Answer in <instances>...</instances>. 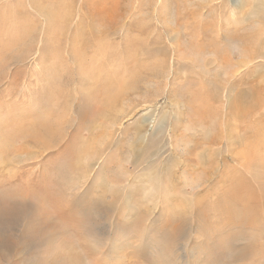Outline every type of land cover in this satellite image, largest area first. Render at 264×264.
Listing matches in <instances>:
<instances>
[{
	"label": "rangeland",
	"instance_id": "374dc122",
	"mask_svg": "<svg viewBox=\"0 0 264 264\" xmlns=\"http://www.w3.org/2000/svg\"><path fill=\"white\" fill-rule=\"evenodd\" d=\"M0 264H264V0H0Z\"/></svg>",
	"mask_w": 264,
	"mask_h": 264
},
{
	"label": "bare ground",
	"instance_id": "6f19581e",
	"mask_svg": "<svg viewBox=\"0 0 264 264\" xmlns=\"http://www.w3.org/2000/svg\"><path fill=\"white\" fill-rule=\"evenodd\" d=\"M98 32H99V31H98ZM108 32H109V31H108ZM104 35H105V34H104ZM104 35H103V36H104ZM76 36H77V35H76ZM80 42H81V41H80ZM82 43H83V42H82ZM87 43H88V42L83 43L84 45H86V46H85L86 48H88ZM98 48H99V47H98ZM88 49H89V48H88Z\"/></svg>",
	"mask_w": 264,
	"mask_h": 264
}]
</instances>
